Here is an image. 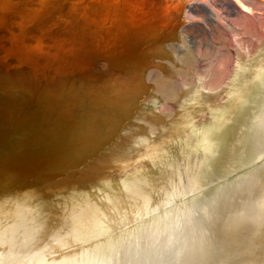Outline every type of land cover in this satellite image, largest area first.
Here are the masks:
<instances>
[{"label": "bare ground", "instance_id": "obj_1", "mask_svg": "<svg viewBox=\"0 0 264 264\" xmlns=\"http://www.w3.org/2000/svg\"><path fill=\"white\" fill-rule=\"evenodd\" d=\"M189 1L0 0V264H264V0Z\"/></svg>", "mask_w": 264, "mask_h": 264}, {"label": "water", "instance_id": "obj_2", "mask_svg": "<svg viewBox=\"0 0 264 264\" xmlns=\"http://www.w3.org/2000/svg\"><path fill=\"white\" fill-rule=\"evenodd\" d=\"M223 1H230V0H212V2L215 3V5ZM207 0H194V1H189L188 3H186V10L187 12L191 15V16H188L186 18V20L184 22H182L179 26V30H180V34H182L186 40V42L189 44V46H191L192 48V44H191V41H192V35H190L189 33H186L185 32V29L186 28H189L191 26H198L204 30V32L208 33V28L206 29V25H205V22L206 21H210V19H214L216 20V23H218V25H221L220 22H219V19L217 18V16H215L213 10L211 9V7L209 6V4L206 3ZM213 3V4H214ZM240 5V4H239ZM238 5V6H239ZM241 8V5L239 6ZM209 8V11L210 14H214V16H207L205 15V13L202 11ZM243 9V8H241ZM260 12L259 13H262V15H264V11L263 10H259ZM242 13H244L243 11H241ZM240 12V13H241ZM210 34V33H209ZM163 46L161 47V53L158 52L156 54V56L154 57V63L153 65L150 66V68L147 70V72L151 69H156V70H160V67L158 66L159 63H165V64H170V59L166 56L165 53H167V51H170V46L171 47H177L178 48V51L174 53L177 54V56L179 58H182V60L185 59V61H187L188 63H190V69L189 71L190 72H193V69L191 68L192 67V61H196L190 54H191V51L189 50V48H183L180 46L179 42L174 38V37H169L168 39H166L163 43ZM165 51V52H163ZM101 63V69L102 70H106L108 68V65H107V60L106 59H102L100 61ZM202 66H200L199 68H201ZM146 72V78L148 79V74ZM122 80H124V78L122 77ZM178 78L174 80V82H178ZM169 87L170 85H168L166 88H165V92L167 93L169 90Z\"/></svg>", "mask_w": 264, "mask_h": 264}, {"label": "rangeland", "instance_id": "obj_3", "mask_svg": "<svg viewBox=\"0 0 264 264\" xmlns=\"http://www.w3.org/2000/svg\"><path fill=\"white\" fill-rule=\"evenodd\" d=\"M212 1V0H211ZM204 11V10H203ZM199 26V25H198ZM194 31H196V30H198V31H203V29H201V26L200 27H197V28H194L193 29ZM192 29H187L186 30V33H190L191 31H193ZM193 38V37H192ZM195 41V39L193 38L192 39V41H191V44H193V42ZM195 47V46H194ZM148 75H150V72H149V74ZM149 77V76H148Z\"/></svg>", "mask_w": 264, "mask_h": 264}]
</instances>
